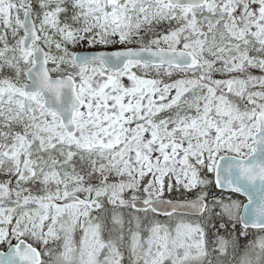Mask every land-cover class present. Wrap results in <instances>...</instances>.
<instances>
[{"label": "snow or ice", "instance_id": "obj_1", "mask_svg": "<svg viewBox=\"0 0 264 264\" xmlns=\"http://www.w3.org/2000/svg\"><path fill=\"white\" fill-rule=\"evenodd\" d=\"M0 264H264V0H0Z\"/></svg>", "mask_w": 264, "mask_h": 264}]
</instances>
